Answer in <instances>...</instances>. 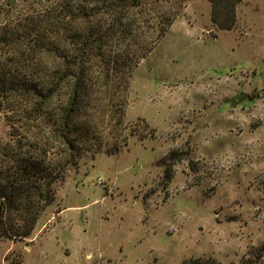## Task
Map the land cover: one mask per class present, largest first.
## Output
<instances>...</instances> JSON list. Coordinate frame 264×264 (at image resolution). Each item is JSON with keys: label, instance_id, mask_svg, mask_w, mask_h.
Listing matches in <instances>:
<instances>
[{"label": "rangeland", "instance_id": "1", "mask_svg": "<svg viewBox=\"0 0 264 264\" xmlns=\"http://www.w3.org/2000/svg\"><path fill=\"white\" fill-rule=\"evenodd\" d=\"M149 1L143 19L173 21L130 78L127 145L84 156L0 264H264V0L231 29L209 0ZM171 150L188 154L167 176Z\"/></svg>", "mask_w": 264, "mask_h": 264}, {"label": "trees", "instance_id": "2", "mask_svg": "<svg viewBox=\"0 0 264 264\" xmlns=\"http://www.w3.org/2000/svg\"><path fill=\"white\" fill-rule=\"evenodd\" d=\"M221 29L242 0H209ZM149 0H0V238H28L80 160L127 145L130 78L173 17L143 19ZM250 98V97H249ZM251 99V98H250ZM145 134L130 127V134ZM171 150L170 162L187 157ZM180 264H221L190 257Z\"/></svg>", "mask_w": 264, "mask_h": 264}, {"label": "crops", "instance_id": "3", "mask_svg": "<svg viewBox=\"0 0 264 264\" xmlns=\"http://www.w3.org/2000/svg\"><path fill=\"white\" fill-rule=\"evenodd\" d=\"M241 2H242V1H241ZM241 2H240V3H241ZM240 3H239V4H240ZM239 4H238V5H239ZM238 5H237V7H238Z\"/></svg>", "mask_w": 264, "mask_h": 264}]
</instances>
